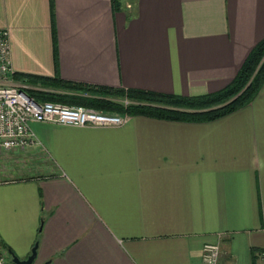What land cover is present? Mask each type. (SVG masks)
I'll use <instances>...</instances> for the list:
<instances>
[{"label": "crops", "instance_id": "1", "mask_svg": "<svg viewBox=\"0 0 264 264\" xmlns=\"http://www.w3.org/2000/svg\"><path fill=\"white\" fill-rule=\"evenodd\" d=\"M13 72L180 97L217 93L264 39V0H0ZM30 88H36L27 84ZM0 147V245L33 264H225L264 249V84L209 122L30 124Z\"/></svg>", "mask_w": 264, "mask_h": 264}, {"label": "trees", "instance_id": "2", "mask_svg": "<svg viewBox=\"0 0 264 264\" xmlns=\"http://www.w3.org/2000/svg\"><path fill=\"white\" fill-rule=\"evenodd\" d=\"M264 39L249 53L230 84L223 90L197 97H180L135 89H109L80 86L40 76L13 73L23 81L40 89H27L37 102L50 101L67 105H82L100 110H116L130 115L158 119L209 122L233 113L249 104L264 84ZM263 59V60H262ZM126 97L124 106L112 98Z\"/></svg>", "mask_w": 264, "mask_h": 264}, {"label": "built area", "instance_id": "3", "mask_svg": "<svg viewBox=\"0 0 264 264\" xmlns=\"http://www.w3.org/2000/svg\"><path fill=\"white\" fill-rule=\"evenodd\" d=\"M9 32L0 28V147L4 150L40 145L30 124L49 122L74 127H120L125 125L127 112H103L82 105L58 102H37L27 93L30 87L13 77ZM33 89H40L39 87ZM126 106L131 101L120 100ZM218 243H206L201 248L204 264H225L221 261ZM254 264H264V249L253 251ZM0 264H14L7 250L0 245Z\"/></svg>", "mask_w": 264, "mask_h": 264}, {"label": "water", "instance_id": "4", "mask_svg": "<svg viewBox=\"0 0 264 264\" xmlns=\"http://www.w3.org/2000/svg\"><path fill=\"white\" fill-rule=\"evenodd\" d=\"M35 245L32 247L29 256H27L25 259H20L14 254H10L12 262L14 264H33V261L35 259ZM43 264H49V262L45 261Z\"/></svg>", "mask_w": 264, "mask_h": 264}, {"label": "rangeland", "instance_id": "5", "mask_svg": "<svg viewBox=\"0 0 264 264\" xmlns=\"http://www.w3.org/2000/svg\"><path fill=\"white\" fill-rule=\"evenodd\" d=\"M263 59H264V58H263ZM263 59H262V60H263ZM111 100H112L113 102H116V103H121V102H120L121 99L116 98V97H115V98H112ZM88 108H91V107H88ZM92 109L97 110V111H102V110H100V109H95V108H92ZM103 112H117V111H116V110H115V111H114V110H103Z\"/></svg>", "mask_w": 264, "mask_h": 264}]
</instances>
